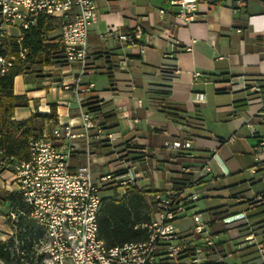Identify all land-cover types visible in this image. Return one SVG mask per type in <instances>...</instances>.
Returning a JSON list of instances; mask_svg holds the SVG:
<instances>
[{
  "label": "crops",
  "instance_id": "1",
  "mask_svg": "<svg viewBox=\"0 0 264 264\" xmlns=\"http://www.w3.org/2000/svg\"><path fill=\"white\" fill-rule=\"evenodd\" d=\"M176 10L169 0L97 1V19L87 37L91 66L80 79L94 83L87 103L110 135L96 145V156L128 142L133 160L147 158L145 187L156 190L182 184L187 177L182 162L207 159L211 172L197 188L199 199L222 188L227 193L212 195L222 201L204 209H197L195 201L175 221V229L191 230V213L202 211L210 218L222 261L253 264L259 256L238 251L237 243L251 232L257 241L264 238V151L255 160L257 138L248 136L252 123L264 136V0H197V18L187 25L177 24ZM126 34L133 43L119 37ZM57 39L52 44L61 48ZM77 72L78 64L67 65L63 52L39 70L26 67L14 77V93L26 102L15 107L13 119H27L37 107L50 111L53 105L61 122L77 125L76 102L63 88ZM166 74L173 75L170 82ZM253 83L260 91L247 93L245 86ZM191 135L197 138L187 153L163 146L166 139ZM230 136L214 153L208 151ZM77 160H84L81 154L74 156ZM14 188L10 169L0 167V240L12 230L6 215L13 206L4 196ZM232 214L239 219L224 222Z\"/></svg>",
  "mask_w": 264,
  "mask_h": 264
},
{
  "label": "built area",
  "instance_id": "2",
  "mask_svg": "<svg viewBox=\"0 0 264 264\" xmlns=\"http://www.w3.org/2000/svg\"><path fill=\"white\" fill-rule=\"evenodd\" d=\"M98 0H0V40L14 39L17 51L0 53V74L16 59H25L28 48L22 44L23 35L38 16L58 23L57 43L61 46L67 65L78 64V72L70 83L64 84L76 102L78 124L61 122L57 113L56 124L28 139L29 158L10 164L0 160V167L10 166V175L27 210L10 209L7 220L12 230L0 241L6 256L0 255V264H165L184 260L185 264H233L222 261L216 241L209 230L210 218L202 211L191 213L192 229L177 231L175 221L185 215L199 199L197 188L211 172L207 159L182 162L187 174L177 188L157 190V203L149 220L134 224L146 230L148 236L121 245L108 246L98 235L97 216L104 196L122 198L134 186L145 187L142 166L148 161L142 156L133 160L129 143L112 145L110 151L96 156V145L107 141L110 135L97 123L87 100L94 83H82L81 76L91 66L87 37L90 26L97 19ZM176 5L175 19L187 25L197 18V0H169ZM239 3L245 0H237ZM163 14L165 10L159 8ZM134 42L131 34L119 36ZM247 93L259 92L258 83L245 86ZM34 112L49 113L37 107ZM68 116V108L65 110ZM52 121V119H50ZM249 134L256 137L252 145L253 157L264 151V136L250 125ZM196 136L174 137L163 141V146L179 153L192 148ZM232 137L219 140L208 148L210 153ZM81 154L83 161H73ZM79 159V158H78ZM21 216L24 223L17 225ZM232 214L223 220H238ZM253 245L259 259L253 264H264V238L255 240L254 233L237 243L242 249Z\"/></svg>",
  "mask_w": 264,
  "mask_h": 264
},
{
  "label": "trees",
  "instance_id": "3",
  "mask_svg": "<svg viewBox=\"0 0 264 264\" xmlns=\"http://www.w3.org/2000/svg\"><path fill=\"white\" fill-rule=\"evenodd\" d=\"M53 19L38 16L35 23L25 30L22 44L28 48V53L23 60L16 59L5 72L0 74V160L5 159L12 167L14 163L29 158L28 139L32 134L41 133L43 128L50 130L56 124L55 109L52 105L49 113L34 112L27 119H13L16 106L24 104L26 99L14 93V77L24 71L31 63L44 64L46 53L53 47L45 42L47 33L51 29ZM17 51L14 39L0 40V53ZM111 76V72H108ZM173 75L166 74L168 82ZM169 86V83L166 84ZM92 110L91 107H89ZM182 111V110H180ZM168 115L185 118V115L167 111ZM52 119V121H50ZM157 190L153 186L129 188L122 198L104 196L97 216L98 235L108 246L121 245L125 242L144 239L148 233L144 229L134 228L135 223L149 220L157 203L153 195ZM10 201L13 209L27 210L20 194L8 191L4 196ZM1 198L3 195L1 194ZM24 221L21 216L17 225ZM4 243L0 241V255L5 257ZM238 251H246L253 258L258 257L255 246L250 245Z\"/></svg>",
  "mask_w": 264,
  "mask_h": 264
},
{
  "label": "rangeland",
  "instance_id": "4",
  "mask_svg": "<svg viewBox=\"0 0 264 264\" xmlns=\"http://www.w3.org/2000/svg\"><path fill=\"white\" fill-rule=\"evenodd\" d=\"M59 34V28H58V23L57 21L53 20L51 23V29L50 31L47 33L46 38H45V42L51 44L52 46H54L52 44V42L54 41L55 38L58 37ZM56 46V47H55ZM54 47H51L50 50L46 53L44 59H45V63L50 62L51 58L55 57H61L62 55V49L55 45ZM42 67L41 63H31L28 66V70L30 71H34V70H39ZM252 126L256 129L255 125L252 123ZM249 139H253L250 134H248ZM222 155V154H221ZM243 162V161H241ZM3 168V167H2ZM7 168H10V166H8ZM219 186V184H218ZM227 193V188H222L219 190H213L211 192V196L207 197V198H200L198 199L195 203H196V207L197 209H204L206 207V205H214L215 202H221L222 199L219 197H213L212 195L214 194H226ZM229 263V262H228ZM165 264H185L184 260H179V261H171Z\"/></svg>",
  "mask_w": 264,
  "mask_h": 264
}]
</instances>
